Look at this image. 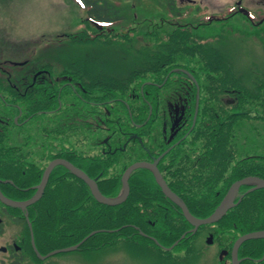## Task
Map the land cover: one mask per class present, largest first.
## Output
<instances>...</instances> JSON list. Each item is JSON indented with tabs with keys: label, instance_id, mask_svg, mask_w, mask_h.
<instances>
[{
	"label": "trees",
	"instance_id": "trees-1",
	"mask_svg": "<svg viewBox=\"0 0 264 264\" xmlns=\"http://www.w3.org/2000/svg\"><path fill=\"white\" fill-rule=\"evenodd\" d=\"M90 13L98 15L95 7ZM116 13L120 15L118 11ZM154 31L157 33L160 29ZM165 31L169 32L158 33L156 42L161 45L164 41H170L173 45L155 49L158 52L146 49V57L149 55L151 58L145 60L149 63L136 72L133 71L129 83L127 79L119 78L117 81L110 78L103 88L93 87V94L96 90L104 89L101 95L106 94L110 98L105 113L97 110L94 121H85L82 117L88 115L89 110L80 106L79 115L76 116L77 113L73 114L70 109L63 115L62 131L76 137L82 146L81 160L86 165L83 167L84 171L98 180L102 192L107 196L116 195L120 191L121 173L129 165L135 161L156 158L168 150L160 162L167 182L188 205L191 213L200 218L208 217L220 206L228 189L237 179L247 176L264 178V146L253 151L242 150L238 145L240 130L245 125L251 128L261 125L264 128V80L259 79L254 85H249L245 76L237 74L229 58L216 47L217 42L211 37L198 34L192 27L184 28L183 31L167 28ZM131 36L125 34L114 39L113 43H125ZM175 67L182 72L190 71L201 83V105L194 127L197 85L195 83L191 86L189 79L183 84V80L175 81L179 77L171 80L168 74ZM175 73L180 72L173 74ZM132 78L135 81L140 79L141 82L134 84ZM171 86L179 89L175 99L169 93ZM34 97L37 105L40 101L38 92ZM14 100L21 106L22 116H28L29 111L41 112L38 106L28 110L27 99L22 94L15 95ZM177 105L184 109L174 111L172 106L176 108ZM95 108H98V104ZM16 110L19 111V108L16 107ZM102 122L106 130L113 132L110 136L114 140L120 144L127 142L125 151L120 156L97 155L90 147L83 148L91 137L99 141L98 129H103L98 126ZM4 124L5 127L9 126V123ZM133 134L143 139L144 146L139 139H131ZM6 135L0 133V176L13 179L18 184H31L37 179L40 181L42 172L34 173L36 179L30 175L32 169L28 167L26 156L20 152L19 147L6 145ZM68 143L65 142V145H69ZM14 152L20 154L15 156ZM16 164L21 168L18 177L14 175L18 169ZM133 174L130 179V197L123 204L113 206L120 208V222L123 226L135 224L139 230L162 242L165 240L166 244H173L192 228L191 225L183 217L181 210L163 195L149 169H140ZM72 179L83 183L67 168L59 167L51 175L48 186L52 182H67ZM84 187L87 194H90V189L86 185ZM249 188L243 187L245 195L242 200L224 218L212 224L217 226V233L227 237L225 244L229 250H232L240 235L264 229V189L248 192ZM113 207L97 203L94 208L112 210ZM173 211L178 215L172 214ZM107 214L110 219H105V223L112 227L113 214ZM169 216L178 217L180 222L175 219L177 224L149 223L150 220H168L171 218ZM105 223L100 220V227ZM127 229L129 228L125 227L124 232ZM240 256L245 259L242 264H264V259L258 261L264 257V238L245 242L241 246Z\"/></svg>",
	"mask_w": 264,
	"mask_h": 264
},
{
	"label": "rangeland",
	"instance_id": "rangeland-1",
	"mask_svg": "<svg viewBox=\"0 0 264 264\" xmlns=\"http://www.w3.org/2000/svg\"><path fill=\"white\" fill-rule=\"evenodd\" d=\"M165 1L166 0H112V2L118 6V13L126 17L124 22H121L120 25H116V28H118L119 31L133 28L130 31V35H132L131 38L126 39L127 42L125 43H109L108 41L102 43L96 40L90 41L83 39L79 42L74 41L71 45L68 43V39L59 42L57 40V32H62L65 26H69L67 30L70 32L71 30H76L77 23H79L80 19L85 15V11L77 7L72 0H0V62L5 58L14 62L26 60L27 58L33 59L30 60L33 66L28 67L29 65H27L26 67L28 70H31L35 69L40 64L53 60L52 63L55 64V69L59 71L64 66H67L66 63H78V65L86 63L89 65L92 74H103L96 75L97 79L103 78L104 82H107L110 78L115 80L124 78L127 79L129 83L132 72H136V70L143 67L146 63H149L145 60L151 58L149 55L146 57V49L155 50L164 46L156 42L157 38H159V31L156 33L154 30L160 29L161 31L167 28L171 29L167 20L170 19L172 15L170 11L166 9ZM197 1L198 3L201 1L203 6L207 5L208 8L210 7L211 13L206 14L204 17L200 15V21L205 23L206 21H210L211 16H213L212 11H221L225 6L233 4L235 0ZM183 5L190 15L187 17L188 14L186 13V17L184 16L183 19H178L181 24H184L187 20L191 22L190 18H192L195 7L199 6L197 3H192L190 5V2L183 3ZM202 5H200V8H204ZM221 15H226V13H222ZM192 22L193 25H196V28L198 27L199 29V31L196 32L202 36L213 35L212 37H217L215 34L221 35L219 39L215 41L217 42V46H215L218 47V49L220 48L225 57L229 58L235 72L245 76L246 82L249 85H254L259 79L264 80V36L258 38V35L263 34L264 31H260V29L252 24L250 25L247 22H243L241 17L236 19L230 18L226 23L214 22L212 26L209 25L206 29L202 28H205L208 24L202 23L205 26L201 27L198 24V20ZM153 24L158 27L155 28ZM220 31L223 33H219ZM152 32L155 34L152 35ZM155 52L158 51L155 50ZM68 54L75 57H70ZM80 55L83 56V58L80 57ZM74 59L78 60V62ZM59 60L61 62H59ZM63 61H65V63ZM16 71L20 73L19 76L24 74L22 67L17 68ZM132 81H135L134 78H132ZM138 82H141V80H136L133 83L136 84ZM4 83V81H0V91L3 92V95L4 92H6ZM14 83H16L15 80ZM103 91L104 89L96 90L94 96L92 95L93 99L96 96L102 97L101 93ZM7 98L9 101H12L9 97ZM109 100V96L104 94L103 97L99 99V103H97L98 108H95V106H84V109H94V112L100 110L105 113L108 109L106 105ZM79 105L82 106L81 104ZM54 107H56V103ZM30 113L29 111L28 116ZM19 114L18 110L6 106L3 98L0 97V133L3 132L7 134L5 136L6 145L13 147L18 145L20 152L27 156L29 160L32 157V153H34L39 161V166L43 167L49 163L48 160L50 158L49 155H47L46 146L42 141L44 134L41 132V129L38 128L37 124L27 125L25 123L27 116H21L18 119V123L15 124V118H17ZM7 115L10 117V123L9 126L5 127L1 118ZM63 115L64 114L61 115L62 119ZM55 117L56 115H53L51 119ZM37 119L41 120V117ZM82 119L85 121H94L89 115L83 116ZM99 125L98 127H101L105 131L98 129V140L101 141L103 138L113 134L111 130L105 129L106 126L103 122ZM50 126H52V124ZM239 135L238 145L242 150L248 149L257 151L264 146V128L261 125H256L252 128L249 125H245V127L240 130ZM30 136H32L31 140H29ZM242 137L243 140H240ZM86 142L87 143L83 145L84 149L89 148L91 144L90 140ZM81 147L82 146L79 144L78 148L80 150H82ZM81 184V182L75 183L72 180H68L66 183H60L59 186L55 188L53 185H50L44 193L43 200L40 203V211H42L40 220L42 234L44 236H46V234H53V237L56 238L58 236L59 241L57 245L71 246L76 243L82 234L80 233L77 240V238H73L76 234L73 235L72 231L80 227V225L85 226L88 220L86 213L81 214L82 216L78 218H76L77 216H73L71 219L70 216L68 218H66V216L58 218V212L68 214L72 212L71 208H78L79 206H85V204H87L88 210L95 207L94 202L90 201L86 203L82 198L79 199L78 202H66L62 200H67L69 197L77 198L78 195H86L87 189L82 186L85 184ZM80 189H82V191H79ZM62 207H67V209H64V211L60 210ZM172 214L178 215L176 211H173ZM175 219L180 222L178 217H171L165 221L171 224H177ZM95 223L91 221L89 229L94 230L101 228L100 220H97ZM66 233L67 235H64ZM211 234H213L214 241L209 243L208 237ZM62 235L65 236V239L62 238ZM85 235L86 234L83 236ZM101 236V234H98L96 240L100 239L101 241ZM84 239L81 242H83ZM225 239H227V237L224 234L220 235L217 233L216 225H204L181 245L173 249V259L174 261L175 259L177 260V264H182L181 261L184 260H186V264H232L230 256L221 254L224 249H227V240ZM138 241L143 242L141 243V247L143 248L145 244H151L149 240L147 241L145 239H138ZM163 242L165 243V240ZM50 244L52 243L50 242ZM166 245L171 246L169 243ZM75 246L79 247L80 243ZM184 250L186 253H184ZM73 251L74 250L69 251L67 255L74 256L76 253ZM160 251L161 249L154 244H151L149 249L146 250V252ZM94 253L92 255L93 259H99L104 256L96 252ZM184 256H186L187 259L186 257L184 258ZM64 258L67 260L72 257L64 256ZM72 259L76 261L75 258ZM79 260L82 264H87L82 258Z\"/></svg>",
	"mask_w": 264,
	"mask_h": 264
},
{
	"label": "flooded vegetation",
	"instance_id": "flooded-vegetation-1",
	"mask_svg": "<svg viewBox=\"0 0 264 264\" xmlns=\"http://www.w3.org/2000/svg\"><path fill=\"white\" fill-rule=\"evenodd\" d=\"M72 1L77 7L85 11V15L82 19H80L79 23H77L76 30H71L70 32L69 30H67L69 26H65L62 29V32H57V40L59 42L66 39H68V43H70L71 45L74 41L79 42L83 39L90 41L96 40L102 43L108 40L111 42V40L119 38V36L117 35L125 36V34L133 29L129 28L124 31H119L118 28H116V25H120L121 22H124L126 17L117 15L116 12L118 11V6L114 4L112 0ZM188 2H190V5L192 3H197V5H199L195 7L194 13L191 12L193 13L192 18H190L191 22L198 20V24H202L203 21H200V15L204 17L206 14L211 13L210 7L208 8L207 5L203 6L201 1L198 3L197 0H166L164 2L165 7L170 11V14L172 15L171 18L167 20V22L172 30L178 29L183 31L184 28L190 27V25L194 29H198V27L196 28V25L190 24L189 20H187L184 24H181L178 21V19H183L184 16L186 17V13L188 14L187 17H189L190 14L187 12V10H185V6L183 5V3ZM200 5H202L204 8H200ZM93 7H95V13H98V15L96 16L90 13V10L93 9ZM212 13L213 16H211L210 21H206L204 24L212 26L214 22L226 23L230 18L236 19L241 17V20L243 22H247L250 25L252 24L253 26L260 29V31H264V0H235L233 4L225 6L221 11H212ZM222 13H226V15H221ZM153 26H155V24H153ZM157 27L158 26H155V28ZM167 32L169 31H159L160 34H165ZM263 36L264 33L259 34L258 38H262ZM162 44L165 48H169L173 45V43H170V41H164L162 42ZM68 55L73 58L75 57L71 54ZM80 57L83 58V56L81 55ZM30 60L33 59L27 58L26 60L18 61L22 63L18 66H22V69L24 70V74L21 76H19L20 73H17V71H12V68L10 66L12 64V61L10 59L5 58L1 60L0 81L5 82V97L7 96L10 100H12L9 101L8 98H6V106L11 107L12 109H16L19 104L17 105L15 103L14 96L17 94H22L27 99L26 108L28 110L35 106L41 108V112L39 113L31 112L30 115L26 117L25 123L27 125L37 124L38 128L41 129V132H43L44 135L42 141L46 146L47 155H49L50 157L48 160L49 163L55 158H63L71 161L74 165L79 166L80 168H85L86 165L82 164V153L78 148L79 143L77 142L76 137H73V134L71 133L62 131L64 120L61 118V115L65 112L67 113L70 109L72 110L73 114L77 113L76 116L79 115V104L82 105L81 107L97 105V103H99V99L103 97V94L101 95L102 97L96 96L93 99V87L103 88L106 85V82H104L103 78H96V75L103 74H92L89 65L86 63L79 65L78 63H66L67 66H64L59 71L55 69V64L52 63L53 60L47 61L44 64H40L35 69L28 70L26 68L27 65H29L28 67L33 66V64L30 63ZM60 60L59 62H61ZM75 61L78 62V60ZM63 62L65 63V61ZM174 69H170V73L168 74L171 80L179 77L180 79H176L175 81L180 82L181 80H183L181 81L183 84L184 82H188L189 79V81L191 82V86L195 84L192 77L190 78V75L187 72H182L178 67H175ZM174 72H180L181 75H178L180 73L173 74ZM200 76H202L201 73ZM17 79L20 80L19 85L18 83L16 84L13 82ZM116 80L118 81L120 79L118 78ZM201 81L203 80L201 79ZM178 90V88H172V86L169 88V93L174 99L176 98ZM37 92L39 94L40 101L36 105L34 94ZM1 95L3 96L2 91H0V96ZM55 103L56 107H54ZM172 107L174 111L184 109L180 105H177L176 108L175 106ZM94 114V109H89L88 115L93 118ZM53 115H56V117L54 119H51ZM21 116L22 115H20V117ZM40 117L41 120H38L37 118ZM9 118L10 117L8 115L1 118L2 123H10ZM51 124L52 126H50ZM31 139L32 136L29 137V140ZM90 141L94 143L90 145L92 152L96 153L97 155H103L107 157H110V155L120 156V154L125 151V148L127 146V142H123L122 144H120L110 135L109 137L103 138L101 141H97L96 138L91 137ZM65 142H69V145H65ZM14 147H18V145H15ZM143 148L146 150V147ZM13 154L15 156H18L20 152H14ZM26 162L29 163L28 167L32 169L30 175L35 178L34 173L42 172V175L40 176L41 179L40 181H38L37 179V181H34L31 184H18L15 183L13 179L8 180L0 176V189L9 199L21 202L27 201L28 199L32 198L33 195H35L39 190L38 186L43 180L44 170L49 163L47 165H44L43 167L39 166V161L37 160L34 153H32V157L30 160L26 156ZM16 167H18V164H16ZM59 167H63L65 169L67 168L64 165H57L55 169ZM19 169L21 168L18 167L16 173L14 174L16 177H18V171L20 173ZM25 172L26 171H24V173ZM72 181H74L75 183L81 182L80 180L76 181L73 179ZM60 183H66V180L52 182L51 185L59 186ZM48 187L49 186L46 185L44 193L46 192ZM43 196L37 201L33 202L32 205H28L27 208L15 207L12 205L10 206L6 202L0 201V264H82L79 260L81 258L85 260L87 264L178 263L176 262V259L175 261L173 259V250L169 251L164 249L163 247L158 245L157 242L150 236L147 237L141 235V237H139L141 231L137 230V225L129 223L123 226L119 219L120 208L113 207L112 210L91 208L90 210H88L87 204H85V206H79L78 208H71L72 212L68 214H62L61 212H58V218L62 216H66V218L70 216L71 219L73 216H77L76 218H78L79 216H82L81 214L84 213H86V217H88L85 226L80 225V227H77L74 231H72L73 235L76 234V236H74L73 238H77V240L80 236V233L82 234L80 239L73 244L78 245L80 243V246L73 251L76 254H74V256H68L67 254H69V252L64 251L53 253L58 249L66 248L70 245H57L59 241L58 236L56 238L53 237V234H46V236L42 234L43 232L41 231L40 223L42 211H40V203L43 200ZM81 198L86 203L92 201L97 204V200L94 198V195L92 193L82 196L78 195L77 198L69 197L67 198V200H62L66 202H78ZM64 209H67V207H62L60 210L64 211ZM54 211L57 212L56 210ZM108 212H111L113 214L112 220H114V223L112 227H110L108 223H105V219H110L107 214ZM97 220L104 221L105 225L94 230L89 229L90 222L92 221V223H95ZM149 223L166 224V221L158 220L155 222L150 220ZM125 227L129 229L125 230L124 232L123 229H125ZM93 231L97 232L81 242ZM84 234L86 235L83 236ZM98 234L102 235L101 241L100 239L96 240ZM64 235H67V233ZM62 238L65 239V236L62 235ZM138 239L152 241L151 244L157 246L159 249H161V251L146 252L151 244H145V247L143 248L141 247V243L143 242L138 241ZM50 242L52 244H50ZM181 243L182 242H180L179 245ZM94 252L100 254L101 256H104L99 259H93L92 255ZM184 253H186L185 250ZM64 256L75 258L76 261H73L72 258H68L66 260ZM185 257L186 256H184V258ZM185 261L186 260L181 261V263L186 264Z\"/></svg>",
	"mask_w": 264,
	"mask_h": 264
},
{
	"label": "water",
	"instance_id": "water-1",
	"mask_svg": "<svg viewBox=\"0 0 264 264\" xmlns=\"http://www.w3.org/2000/svg\"><path fill=\"white\" fill-rule=\"evenodd\" d=\"M161 157L157 158L155 162H149L146 160L138 161V162L133 163V165H131L130 167H128L126 171L123 173L124 174L123 179H122V182L124 185L123 191L117 197L109 198L105 196L100 190L99 186L97 185V182L91 176L87 175L78 166L76 167L75 165H73L71 162H69L66 159L65 160L55 159L53 162H51L48 165L47 169L45 170L43 174L44 178L42 180V183L38 187L39 191L36 195L33 196L32 199H30L29 201H22V202L14 201L12 199L10 200L3 194L2 190H0V199L3 202H6L8 205L10 206L13 205L15 207H27L28 205L33 204V202L37 201L40 197H42L44 190H45L44 188L50 179L49 176L54 170L55 165L63 164V165H67L68 168L72 171V173L75 176H79L81 179H83L85 183L88 185V187H91L92 192L94 193L95 197L100 202H103L110 206L119 205V204L124 203V201L127 200V198L129 197L130 189H131V185H129V178H130L131 172H133L135 169L148 167L154 173L156 183H158L161 186L164 195H166L167 198H170L177 206L182 208L184 217H186L188 222L191 225H193V229L191 230V232H193V231H197L200 228V226H204V224H214L215 222L219 221L224 216H226V212L236 205L235 200L242 186L253 185L254 186L253 189L264 188V179L259 176L258 177L247 176L245 178L238 179L229 188L225 199L222 201L221 205L214 211V213H212L208 217L199 218L191 213L188 205H186L185 202H183L181 198H179L178 195L174 193V191L171 189L169 184L166 182L162 172H160V169L158 167V163ZM184 236L185 234L182 237ZM208 238H209L208 239L209 243H212L214 241L213 235H210ZM261 238H264V230L252 231L247 234L239 236L238 240L235 242V244L232 247L233 248L232 250L233 264H240L242 259L239 258V250H240V246L244 242L249 241L250 239H261ZM176 244L177 243L173 244L168 249L171 250ZM75 247L76 246L65 248V249H59L58 251H69L71 249H74ZM58 251L54 253H57Z\"/></svg>",
	"mask_w": 264,
	"mask_h": 264
}]
</instances>
